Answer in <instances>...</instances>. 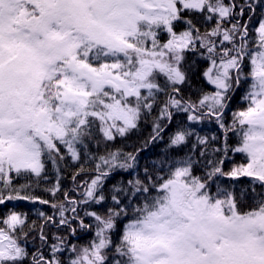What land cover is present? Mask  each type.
Returning a JSON list of instances; mask_svg holds the SVG:
<instances>
[{
  "label": "snow or ice",
  "instance_id": "obj_1",
  "mask_svg": "<svg viewBox=\"0 0 264 264\" xmlns=\"http://www.w3.org/2000/svg\"><path fill=\"white\" fill-rule=\"evenodd\" d=\"M245 8L254 11L253 4L236 0H0V206L17 200L49 204L33 193L46 179L47 163L57 173L48 191H60L61 148L78 161V146L97 133L114 141L154 109L157 121L170 122L173 110L185 112L188 121L215 119L225 129L224 147L213 149L221 155L206 161L203 177L193 174L189 156L166 177L154 179L146 169L143 179L129 180L130 195L143 200L129 206L119 242L112 238L116 219L128 217L129 208L86 211L95 221V239L79 249L71 245L68 264H264V18L250 34L252 17L239 19ZM189 55L208 61L203 76L215 87L196 101L181 92L194 67ZM242 81L247 107L234 112L226 127V101ZM162 130L155 122L152 139ZM237 130L240 142L231 151L246 154L247 163L225 171L227 133ZM192 134L178 129L170 146L187 145ZM197 143L207 147L209 138L197 135ZM94 159L95 176L83 182V200L64 192L63 202L51 204L58 219L41 212L43 224L31 227L25 213L9 211L0 219V264H25L29 256L32 264H63L57 254L68 245L62 237H55L46 257L29 252V232L38 230L43 246L44 225L76 221L82 229L93 227L77 207L104 201V179L115 169L133 168L136 156L117 149ZM221 177L251 178L252 186L218 185L212 193L209 182ZM21 178L24 183H14ZM245 195L254 200L248 210L241 206ZM112 200L121 204L115 195Z\"/></svg>",
  "mask_w": 264,
  "mask_h": 264
},
{
  "label": "trees",
  "instance_id": "obj_2",
  "mask_svg": "<svg viewBox=\"0 0 264 264\" xmlns=\"http://www.w3.org/2000/svg\"><path fill=\"white\" fill-rule=\"evenodd\" d=\"M227 2V0H226ZM238 5H246L251 3L254 5V11L250 12L245 8V15L243 18H239L241 23L248 20L251 16L252 19L249 23L250 34L252 30L258 26L261 18H264V0H236ZM239 11V8H237ZM203 31V29H202ZM188 62L193 64L194 67L189 72V82L181 88V92L186 99L196 101L199 98L201 91L213 92L215 87L207 82L203 76L204 70L209 66L208 61L199 55H189ZM247 64V61H245ZM249 69L246 67L245 72ZM247 92V84L243 81L239 87L234 86L232 92L229 93V99L226 101L228 107L224 111V123L228 127L232 124V114L234 112L246 109L247 101L243 99ZM161 100L164 97L160 98ZM189 114L185 112H177L173 110V116L171 121L159 120V109H154L149 115L142 117L138 126L135 129L130 130L123 137L117 136L114 141H105L99 133L90 141H85L83 147L78 146V150L81 155V159L74 161L70 158V154L66 149L61 148V152L65 155V159L60 161L61 170L60 177V191L55 195H52L48 189L52 188L56 182V169L50 164H46L45 176H42L38 181V187H36L33 193L36 196L41 197L44 200H48L50 203L45 205L39 202H31L25 200H17L6 203L0 206V219H2L9 211H16L27 214L28 226L31 227L33 222L37 226L43 224V218L40 213L43 212L47 216L56 215L58 219V210L51 207V204L64 201V192H67L70 198L76 200H83V187L84 181H90L95 176V165L98 163L97 158L104 156L108 152L116 151L120 149L123 153H133L136 156L135 166L130 169H115L110 175L104 179L103 188L101 193L105 199L100 204L89 203L88 205H80L77 207V212L80 218L84 220L85 224L92 225L93 227L88 229L80 228L78 222L72 221L69 226H52L44 225V233L48 236L47 244L41 245L38 230L29 232L26 246L30 253H36L38 250L43 252L46 257L51 255V245L56 243L55 237H62L68 247H66L62 254H57L58 258L63 264H68V261L72 258L73 254L70 251L71 245H76L79 249L84 246H88L92 240L95 239V221L93 218L85 216L87 212H98L100 214H106L108 209L117 207L129 208V216L118 217L116 219V228L113 233V240L119 242V236L123 232L124 225L131 218L130 205L138 204L143 200V196H140L139 200L131 196V186L128 185L129 180H135L137 178L143 179L145 176V170L147 169L149 175L165 176L173 169L176 161L185 157H191L194 166L193 174L196 176H204L207 171L205 163L207 160L214 159L221 155L220 153H214L213 149H222L225 142V129H222L215 119L205 118L201 121H188L187 116ZM159 122L162 131L156 139H152L154 132V123ZM187 128L192 131V136L189 137L187 145L180 146L179 148L170 146V139L178 129ZM197 135L209 138V144L207 147L199 145L197 143ZM212 137H215L213 140ZM240 142V136L238 130L227 133V143L230 149L228 153V159L225 161V171L229 170L233 165H239L247 163L246 154L232 152L231 149L237 147ZM204 152L205 155L201 156L199 153ZM85 169L79 175H76L75 181L73 175L80 172V169ZM24 179H16L14 183H24ZM36 183V182H34ZM210 191L215 193L217 186L221 188L232 189L236 188L249 190L252 186L251 178L240 177L238 180H234L228 177H221L218 180L214 178L210 181ZM114 186L123 189L121 192L114 191ZM260 191L259 187H256V192ZM154 194V193H153ZM115 195L121 201L119 206L112 200V196ZM256 200L259 197L255 198ZM242 208L248 210L250 206H254V200L249 199L246 195L241 197ZM70 207V206H69ZM67 216L71 217V213L67 212ZM3 225H0L2 227ZM75 228L76 232L73 234L70 229ZM25 228V231H28ZM114 255V251L109 253ZM25 264H32L31 256L28 257Z\"/></svg>",
  "mask_w": 264,
  "mask_h": 264
}]
</instances>
